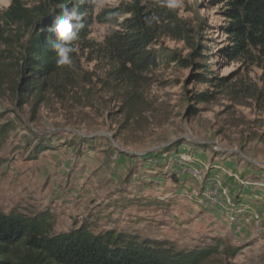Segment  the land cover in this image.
Masks as SVG:
<instances>
[{"label": "rangeland", "instance_id": "rangeland-1", "mask_svg": "<svg viewBox=\"0 0 264 264\" xmlns=\"http://www.w3.org/2000/svg\"><path fill=\"white\" fill-rule=\"evenodd\" d=\"M10 1L0 0V10ZM214 1L180 0L175 8L212 51L225 40ZM129 2L95 0L94 13ZM111 30L93 23L74 42L76 64L52 80L36 108H16L12 76L6 79L0 210L49 209L56 234L89 220L96 233L124 231L180 249L218 238L239 251L207 264H264V106L239 89L264 88V68L214 60L215 75L238 93L198 103L195 95L207 88L194 82L191 68L162 63L136 83L118 74L103 44ZM155 49L189 53L167 38ZM126 92L138 98L125 104ZM37 147L46 149L33 157Z\"/></svg>", "mask_w": 264, "mask_h": 264}, {"label": "trees", "instance_id": "trees-1", "mask_svg": "<svg viewBox=\"0 0 264 264\" xmlns=\"http://www.w3.org/2000/svg\"><path fill=\"white\" fill-rule=\"evenodd\" d=\"M147 1L132 0L95 14V0H34L32 4L11 0L6 9L0 10V91L12 76L15 107L31 102L33 109L43 102V93L52 80L73 68L57 65L52 48V18L65 7L83 15L84 27L73 46L75 41L85 39L93 23L112 27L104 39L105 52L118 64V74L130 83L162 63H175L183 69L191 68L194 82L207 88L195 95L197 102L210 103L216 93L226 91L232 97L238 93L226 78L215 75L214 60L264 68V0L214 1L224 21L218 31L225 38L214 51L206 45L201 29L179 17L175 9L163 7L160 0L146 5ZM163 38L181 42L189 53L181 58L176 51L155 49ZM71 55L74 65L77 52ZM239 89L245 98L261 101L264 106V88L242 85ZM125 97V104L138 98L129 92ZM129 118L127 115V122ZM9 125L0 126V137L7 134ZM44 149L37 147L33 157ZM54 225L55 216L49 209L34 214L0 210V264H207L219 256L233 258L239 251L218 238L180 249L172 242L124 231L96 233V224L89 220L58 234L53 232Z\"/></svg>", "mask_w": 264, "mask_h": 264}, {"label": "clouds", "instance_id": "clouds-1", "mask_svg": "<svg viewBox=\"0 0 264 264\" xmlns=\"http://www.w3.org/2000/svg\"><path fill=\"white\" fill-rule=\"evenodd\" d=\"M160 2L163 7L170 10L180 5V0H160ZM83 27V15L75 9L69 11L65 7L60 15L53 16L50 31L55 37L52 48L56 54L57 65L73 66L71 54L77 52L78 49L72 45V42L79 38V31Z\"/></svg>", "mask_w": 264, "mask_h": 264}]
</instances>
